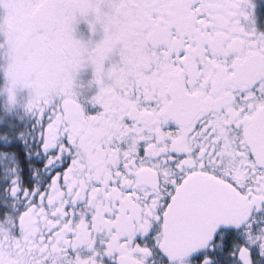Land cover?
Instances as JSON below:
<instances>
[{
	"label": "snow or ice",
	"instance_id": "obj_1",
	"mask_svg": "<svg viewBox=\"0 0 264 264\" xmlns=\"http://www.w3.org/2000/svg\"><path fill=\"white\" fill-rule=\"evenodd\" d=\"M0 10V264H264L255 0ZM78 18L101 38H75ZM85 66L91 115L74 91Z\"/></svg>",
	"mask_w": 264,
	"mask_h": 264
},
{
	"label": "flooded vegetation",
	"instance_id": "obj_2",
	"mask_svg": "<svg viewBox=\"0 0 264 264\" xmlns=\"http://www.w3.org/2000/svg\"><path fill=\"white\" fill-rule=\"evenodd\" d=\"M255 3V26L258 30L264 31V0H255ZM82 21L85 20L83 18H78V22ZM111 62L112 61L110 60H106L105 66L107 67ZM83 71V73H79L75 76L74 91L77 93V100L81 104L84 113L86 115H91L99 110V105H93L92 103H90V98L96 94L98 89L97 85L93 82L92 67L90 71L86 69H84Z\"/></svg>",
	"mask_w": 264,
	"mask_h": 264
},
{
	"label": "rangeland",
	"instance_id": "obj_3",
	"mask_svg": "<svg viewBox=\"0 0 264 264\" xmlns=\"http://www.w3.org/2000/svg\"><path fill=\"white\" fill-rule=\"evenodd\" d=\"M3 14V10H0V15ZM75 31L73 33L74 37L77 39H80L84 42H87L89 40V38H91L93 41H97L101 38L102 36V32L99 31V28L97 26V31L95 34L91 33L88 27V24L85 21L82 22H78L75 24ZM3 38L0 37V40H2ZM6 64V61L3 59H0V65H4ZM84 69L90 71L91 67L90 66H85L83 68H81L76 75H78L79 73H83ZM5 85V78L3 75V70L0 69V88H3ZM28 94V90L27 89H21L18 92V97L20 98H26ZM5 100V96L4 95H0V104H2Z\"/></svg>",
	"mask_w": 264,
	"mask_h": 264
},
{
	"label": "clouds",
	"instance_id": "obj_4",
	"mask_svg": "<svg viewBox=\"0 0 264 264\" xmlns=\"http://www.w3.org/2000/svg\"><path fill=\"white\" fill-rule=\"evenodd\" d=\"M24 36L23 34L20 35L19 38H17L16 36H13L12 38V44H11V49L13 51V55L15 56L16 55V49H18L20 47V45L23 43V40H24Z\"/></svg>",
	"mask_w": 264,
	"mask_h": 264
}]
</instances>
